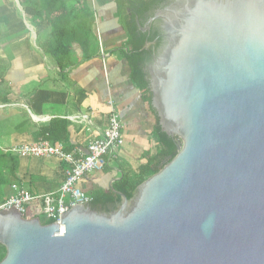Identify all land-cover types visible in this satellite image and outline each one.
I'll return each mask as SVG.
<instances>
[{"label": "water", "instance_id": "obj_1", "mask_svg": "<svg viewBox=\"0 0 264 264\" xmlns=\"http://www.w3.org/2000/svg\"><path fill=\"white\" fill-rule=\"evenodd\" d=\"M156 20L151 106L177 154L109 211L0 210V264H264V0H172L140 28Z\"/></svg>", "mask_w": 264, "mask_h": 264}, {"label": "crops", "instance_id": "obj_2", "mask_svg": "<svg viewBox=\"0 0 264 264\" xmlns=\"http://www.w3.org/2000/svg\"><path fill=\"white\" fill-rule=\"evenodd\" d=\"M5 6L0 1V8ZM92 6L98 47L90 58H83L81 48L75 44L77 62L63 73L39 52L36 39L31 40L36 50L27 48L26 38L32 39V30L26 28L23 19L22 23L18 21L14 6L0 9L4 27L0 55L11 60L6 78L12 89L10 102L0 104V125H5L0 127L1 150L47 138L40 135V129L47 125L53 128L54 141L47 138L51 142L67 151L85 149L90 140L102 135L110 100L120 114L124 146L103 170L80 181L79 186L87 194L112 187L124 170L146 160L149 151L156 149L152 139L155 115L129 77L123 55L127 50L122 46L126 36L115 16L114 0H92ZM19 15L23 16L22 11ZM80 114H87L90 121L73 119ZM60 119L62 123L56 122ZM65 168L66 164L56 157H20L18 176L29 190L45 194L58 190Z\"/></svg>", "mask_w": 264, "mask_h": 264}, {"label": "trees", "instance_id": "obj_3", "mask_svg": "<svg viewBox=\"0 0 264 264\" xmlns=\"http://www.w3.org/2000/svg\"><path fill=\"white\" fill-rule=\"evenodd\" d=\"M18 1L26 14L27 21L35 29L36 45L39 52L55 64L60 73L76 64L77 61L74 59L75 44L81 48L83 58H90L94 54L96 50L94 46L98 44V37L94 27L96 17L92 0ZM167 1L114 0L115 16L119 19V24L126 36L122 46L127 50L123 55L129 67V77L138 88L141 99L149 104V108L155 115L152 139L156 143V149L151 153V150L149 151L146 160L139 161L130 170H124L123 177L114 182L112 187L90 192L88 195L92 197V201L89 205L93 209L109 211L116 208L121 200L117 191L131 199L136 187L161 170L178 152L176 137L169 136L161 130L156 112L151 106L152 94L145 69L146 63L152 59L153 52L160 48L162 37L154 22L148 31H143L140 28L145 25L155 10L163 4L166 5ZM3 34L4 27L0 22V37ZM43 36L46 38L42 42ZM152 41L154 42L152 43ZM26 43L29 50H36L29 36L26 38ZM147 43L151 44L144 48ZM10 65L11 60L0 55V104L10 102L9 95L12 93V89L6 78ZM56 122L62 123V120H56ZM40 135L54 141L52 125L42 127ZM19 166L20 157L0 149V204L10 196L11 184L21 182L18 176ZM50 222L52 221L47 220L45 223ZM5 254L6 248L0 244V261Z\"/></svg>", "mask_w": 264, "mask_h": 264}, {"label": "built area", "instance_id": "obj_4", "mask_svg": "<svg viewBox=\"0 0 264 264\" xmlns=\"http://www.w3.org/2000/svg\"><path fill=\"white\" fill-rule=\"evenodd\" d=\"M108 103L110 112L106 127L100 137L87 143L85 149L67 151L60 144L40 138L5 150L18 157H56L66 164V168L64 180L55 192L37 194L23 182L11 184V194L0 204V210L13 206L25 218L43 215L48 221L60 223L62 215L71 207L90 204L92 197L79 186L80 181L92 172L103 170L124 146L120 114L111 100ZM73 119L90 121L87 114L76 115Z\"/></svg>", "mask_w": 264, "mask_h": 264}, {"label": "rangeland", "instance_id": "obj_5", "mask_svg": "<svg viewBox=\"0 0 264 264\" xmlns=\"http://www.w3.org/2000/svg\"><path fill=\"white\" fill-rule=\"evenodd\" d=\"M0 1H2V3L4 2V6L6 5V2L7 3H12V4H9V5H7V6H5L4 8H6V7H8V8H13V6H14V9H13V11L14 12H16L17 13V15H18V21L19 22H23V20L26 22H24V24L26 25V28H28V29H31L32 30V33L30 32V31H28V32H30L31 34H32V41L33 42H35V39H36V36H35V29L32 27V25L29 23V21H27V18H26V14H25V12H24V10L22 9V7H21V5L20 4H18L17 3V1L16 0H0ZM4 8H0L1 10H4ZM21 11H22V13H23V16L21 17L19 14L21 13ZM19 13V14H18ZM0 14H1V11H0ZM24 17V18H23ZM23 19V20H22ZM30 27V28H29ZM30 35V34H29ZM35 36V37H34ZM35 44V43H34ZM97 47H98V44H95V46H94V48L95 49H97ZM99 48H100V46H99ZM0 127L3 129L4 127H5V125H0ZM113 159V158H112ZM10 192H11V190H10ZM39 218H40V220H41V222L42 223H45L46 221H47V219H46V217L45 216H43V215H40L39 216Z\"/></svg>", "mask_w": 264, "mask_h": 264}, {"label": "flooded vegetation", "instance_id": "obj_6", "mask_svg": "<svg viewBox=\"0 0 264 264\" xmlns=\"http://www.w3.org/2000/svg\"><path fill=\"white\" fill-rule=\"evenodd\" d=\"M172 0H168L167 1V3H170ZM162 6H164V4L162 5ZM161 6V7H162ZM160 8V7H159ZM157 10V9H156ZM155 10V11H156ZM148 20H149V18H148ZM147 20V21H148ZM147 21H146V23H145V27L147 26ZM154 23H155V25H156V27H157V29L159 30V32H160V36L162 37V43H161V46H160V48H158L157 50H155L154 52H153V54H152V59H151V61L150 62H152V60L154 59V57L156 56V55H158L159 54V52L161 51V49L163 48V46H164V44H165V38H164V36H163V33H162V31H161V22H160V20H156V21H153ZM152 22V23H153ZM152 23H149L148 24V26H149V28L148 29H146V30H144V31H148V30H150V26H151V24ZM154 41H152V43H153ZM151 43H148V46L150 45ZM150 62H147L146 63V65H145V69L147 68V66H148V64L150 63ZM147 72V71H146ZM101 210V209H100Z\"/></svg>", "mask_w": 264, "mask_h": 264}]
</instances>
